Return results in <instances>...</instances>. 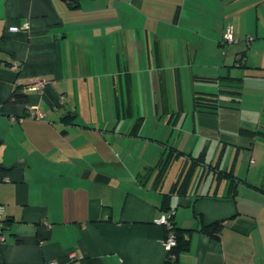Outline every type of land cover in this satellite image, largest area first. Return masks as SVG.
I'll return each mask as SVG.
<instances>
[{"label": "crops", "instance_id": "crops-1", "mask_svg": "<svg viewBox=\"0 0 264 264\" xmlns=\"http://www.w3.org/2000/svg\"><path fill=\"white\" fill-rule=\"evenodd\" d=\"M16 90L26 103L8 102ZM211 93L215 112L198 109ZM248 139L264 142V0H0V264H166L169 212L194 231L171 264H264V161H246ZM214 140L205 165L233 150L237 193L213 178L163 211L172 183L140 175ZM223 220L219 239L197 231Z\"/></svg>", "mask_w": 264, "mask_h": 264}, {"label": "trees", "instance_id": "trees-1", "mask_svg": "<svg viewBox=\"0 0 264 264\" xmlns=\"http://www.w3.org/2000/svg\"><path fill=\"white\" fill-rule=\"evenodd\" d=\"M223 45H226V44L223 42ZM238 62H239L238 63L239 67L241 68L246 67V65L242 62V60H239ZM218 98H219V93L198 95L195 98V105L198 109L201 107H204L208 109L209 111L213 112L214 110L215 112V110L217 109V104L215 102H217ZM201 100L203 101L205 100L207 102L203 103ZM8 102L26 103L27 97L23 93H19V91L16 90L12 94ZM140 124H141V120L139 119L133 127L134 133H137V131L139 130ZM249 135L253 139L255 136V133L249 132ZM206 151H207V148L203 149L198 156H193L191 153H186L175 147H169L168 150L164 153V155H162V157L160 158V160L154 167L149 168L145 174L140 175V182L142 184L147 185L150 183V181H152L151 186L153 188L161 189L163 187L164 180L166 179V176H167L166 174L169 170V167L174 161L176 162V160H180V162L183 161L185 164L188 165V167L185 166L184 168V171L187 172V174L184 176L185 178H182L183 176L181 178L179 177L177 181L171 184L169 191L164 193L163 208H162L163 211L165 212L170 211L171 209L170 202H171L172 196L174 195L186 196L190 192L191 185H192L191 180H192V177H194L193 175L196 174V171L201 166H206L205 165L206 164V154H207ZM223 154H224V151L222 150L219 155L218 161H216L215 165L210 164L208 165V167L212 168L215 173L220 172V175L217 176L218 182L224 179L230 180L229 191L232 194V196H234L237 193V183H236L237 179L235 175L233 174L234 172L232 170L229 172L220 170L221 161H219V159L223 157ZM168 214L170 215L169 220L171 222L172 227L168 228L164 226L165 237L170 232L174 233L175 235V243L171 247V249L168 251V257H167V262H166V264H171V263L178 262L180 255L189 249L190 236L192 232L194 231L193 229H183V228L178 227L174 220L175 213L172 214V212H169ZM224 226H225L224 220L216 221L208 225L201 223L197 231L203 233L206 236H209L212 239H219L224 229Z\"/></svg>", "mask_w": 264, "mask_h": 264}, {"label": "rangeland", "instance_id": "rangeland-1", "mask_svg": "<svg viewBox=\"0 0 264 264\" xmlns=\"http://www.w3.org/2000/svg\"><path fill=\"white\" fill-rule=\"evenodd\" d=\"M118 89L116 91H114V92H116V94L118 93L117 100L119 101L120 104L124 100V104H126L128 101V96H129L127 90L124 89V92L122 93L121 89H119V90ZM183 95H184L185 99L188 98L185 86L183 87ZM248 140H249V142H254V145L252 147L243 148V154L245 153V155H247L246 161L249 162L250 157L252 155L254 160H256L258 163H261L262 161H264V158H263L264 157V142L256 141V140L251 141L250 139H248ZM215 143H216V141L214 140L212 142V148L209 149V151H208L209 144L206 143V145L208 146L207 151H206L207 152L206 163L211 162V160H213V158H214L213 151L215 149L214 148L216 145ZM256 145H257V148H254V146H256ZM231 147L232 146H229V148H231ZM252 149H254V150H252ZM231 151H233V150H229L225 159L223 157L221 159H219V161H221L220 164H222V168L220 166V170L227 171L226 167L227 166L229 167V166H231V164L234 163L236 155H234V154L231 155ZM195 154H196L195 156L199 155L198 153H195ZM185 166L188 167L187 164H185L183 161L180 162V160H176V162L174 161L171 164V166L169 167V170L166 174L167 178H166L165 186L163 187L164 189H167L168 185H170V183L177 181L179 179V177L181 178L183 176L182 178H185L184 176L187 174V172L184 171ZM254 166L255 165H252V168ZM231 170H232V168L229 171H231ZM191 175H192V173H191ZM219 175H220V172L215 173L212 168H209L208 166H201L196 171V176L193 175L194 177H192L191 184L197 185L200 182H202V185L204 186L207 183L209 184L213 178H216V180H217V176H219ZM202 178H204V179L201 181ZM189 183H190V181H189ZM243 189H244V187L242 185H239V190L243 191ZM191 191L195 192V187H192Z\"/></svg>", "mask_w": 264, "mask_h": 264}, {"label": "built area", "instance_id": "built-area-1", "mask_svg": "<svg viewBox=\"0 0 264 264\" xmlns=\"http://www.w3.org/2000/svg\"><path fill=\"white\" fill-rule=\"evenodd\" d=\"M11 31H17L18 28L16 27H13L10 29ZM248 40H252V37H249ZM223 42L226 44V45H230V44H233L236 42V38H235V35L233 33V29L232 27H228L227 30L225 31L224 35H223ZM47 84V81L45 80H42V81H39L38 83H36L35 85H33V87H31V90H34V91H38L42 88L45 87V85ZM33 112L31 114V117L32 118H35V119H42L44 117L43 113L38 109V107H33ZM174 213V212H173ZM172 213V214H173ZM169 214H165V215H162L159 219H157V223H159L160 225H163V226H166L168 228H171V222L169 220ZM3 224H4V208L2 206H0V238L1 240H5V236L2 234V231H3ZM163 244L166 248L167 251H169L171 249V247L174 245L175 243V235L174 233L170 232L164 239H163ZM48 264H58V263H53V262H50Z\"/></svg>", "mask_w": 264, "mask_h": 264}]
</instances>
